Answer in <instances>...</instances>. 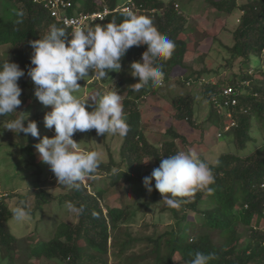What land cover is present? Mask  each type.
Returning <instances> with one entry per match:
<instances>
[{"label":"trees","instance_id":"16d2710c","mask_svg":"<svg viewBox=\"0 0 264 264\" xmlns=\"http://www.w3.org/2000/svg\"><path fill=\"white\" fill-rule=\"evenodd\" d=\"M72 1L74 4L84 2V9L89 11L101 9L105 4L113 9L125 0ZM133 1L135 14L150 17L159 32L176 45L169 60L157 61L165 74L163 83L158 87L150 83L138 92H132L130 84L121 74L132 62L141 60L147 45L131 47L121 60V71H111L109 77L103 78L112 90L125 87L127 91L121 102L129 131L122 136L119 161L110 154V160L102 161L97 172L91 176L92 185L99 180L95 191L88 190L81 182L78 189H67L63 194L54 195L47 182L43 184L39 181L38 188L35 191L28 189L26 194L11 192L4 195L0 192V264H17L19 242L9 223L13 212L5 200L20 197L17 207L21 200L27 203L31 195L35 199V207H29L31 213L53 201L83 205L84 212L76 215L74 222L56 216L57 219L50 225V235L29 246L22 264H41V261L55 264H189L195 252L214 254L210 264H264V137L258 142L253 134L256 121L253 117L260 116L264 120V0H248L241 5L236 0H208L211 7L225 15H232L236 8H240L242 15L234 32V45H224L229 57L213 67L201 57L200 68H197L199 59L196 63L191 61V46L183 38L184 32L189 30V14L179 7L177 0ZM69 13L73 14V9ZM126 14L112 12L104 20L93 23L92 28L113 21L118 24L126 18ZM51 25L65 28L71 35V29L51 16L45 7V0H0V45H9L6 56L0 57V66L9 60L25 71L18 81L22 89V103L17 112L24 113V109L34 102L31 92L36 86L27 75L32 67L33 51L29 41L43 38ZM252 55L259 58L253 65L249 64ZM224 66L234 70L229 77L220 78L218 76ZM213 77H217V81ZM89 79L78 83L87 85ZM229 85L240 86L242 92L235 106L220 109L213 97H221L222 90ZM191 87H198L209 104L203 123L196 116L197 99ZM150 96L170 100L173 110L169 114L171 124L164 131H152L146 126L141 103ZM229 112L233 114L230 121L236 120V125L223 129ZM20 113L0 117V127ZM40 115L38 112L37 118ZM206 122L210 127H217V136L223 137L229 144L228 150L220 154L215 162L199 155L212 168L215 176V183L210 186L212 193L197 192L190 202L178 209L164 203L163 210L169 211L176 222L164 230L161 229L162 223V226L157 225L159 221L153 225L152 234L149 233L151 225H144V231L134 234L132 224L137 223L140 212L154 203L163 202L162 195L155 190V181L152 182L153 191L149 193L143 183L144 177L150 176L153 169L159 167L162 157L167 158L179 151L199 154L198 147L205 142L198 143L190 133L198 129L199 138L204 141ZM0 129L6 131L4 126ZM184 129L189 134L184 133ZM17 135L22 140L16 143L22 147L29 165L37 166L39 174L41 160L35 149L36 140L31 135L24 136L22 132ZM251 142L257 143L252 150ZM126 188L136 193L138 198L125 202L123 206H112L110 198L114 190ZM190 214L195 215L194 219H189ZM37 221L40 222L35 221L37 232L44 234L45 229ZM216 232L219 240L213 237Z\"/></svg>","mask_w":264,"mask_h":264},{"label":"clouds","instance_id":"9594fccd","mask_svg":"<svg viewBox=\"0 0 264 264\" xmlns=\"http://www.w3.org/2000/svg\"><path fill=\"white\" fill-rule=\"evenodd\" d=\"M29 43L33 51L32 67L27 75L36 86V99L51 108L44 116V126L54 128L55 135L41 137L37 122L28 120V114L25 116V113L16 111L22 103V89L18 81L25 71L9 60L0 66V117L21 114L8 120L5 129L39 139L35 149L40 160L50 166L58 185L78 189L82 182L90 190L91 176L102 162L101 153L98 150H82L73 135L94 129L97 135L125 136L129 126L119 92L90 96L85 101L76 95L81 88L78 81L90 78V70L94 74L91 81L109 77L111 71L120 72L121 60L127 51L133 46L147 45L141 60L130 64V74L138 78L137 83L130 85V90L138 92L150 83L158 87L163 83L165 74L157 61L169 60L176 45L159 32L150 17L131 12L118 24L113 21L95 28L75 27L71 35L65 28L51 25L47 35ZM89 101L92 111L87 110ZM226 116L229 117L228 114ZM229 126L230 122L227 129ZM85 178L90 187L83 182ZM153 180L155 190L163 197L162 201L168 207L178 209L190 202L197 192L211 194L213 189L210 186L215 183V176L198 153L179 151L167 158L162 157L159 167L153 169L150 176L144 177L143 183L149 193L153 191ZM66 209L73 215L84 212L83 205L77 206L72 202H66ZM12 212L17 221H23L31 214L24 200ZM213 259L212 253L195 252L189 264H210Z\"/></svg>","mask_w":264,"mask_h":264},{"label":"rangeland","instance_id":"374dc122","mask_svg":"<svg viewBox=\"0 0 264 264\" xmlns=\"http://www.w3.org/2000/svg\"><path fill=\"white\" fill-rule=\"evenodd\" d=\"M236 1L241 5L248 0ZM177 3L179 4V7H181L187 14H189V30H186L184 32L183 38L191 46L190 53L192 54L193 58L191 61L194 60L196 63L197 59H199L197 62L199 63V65H197V68H200L198 66L201 65V57H204L206 59L207 65H209L210 67L219 66L222 62H224V58L229 57V52L224 48V45H234V32L240 24V18L242 15L240 12V8H236L232 15L229 16L225 15L223 12H220L216 8L211 7L208 0H177ZM75 10H77V8H75ZM8 49L9 45H0V57L6 56ZM241 59L242 57L237 61ZM257 59L259 58L255 55H252L250 57L249 64H255L257 62ZM237 61L235 71L239 70ZM262 62L264 63V54ZM226 68L225 66L222 67L220 76L218 77L227 78L233 73L234 69L232 70L231 68ZM121 74L130 85L138 82V78L133 77L130 74V67L123 70ZM88 75L91 78L93 72L90 70ZM213 80L217 81V77H213ZM89 82L90 83H88L87 85L80 84V91L76 93L79 98L85 101H87L90 96L103 95L110 91H115L109 88L108 83L104 82L103 79L98 81L97 84H92L95 81H91V79H89ZM191 89L196 95L197 99L196 116L198 118V121L203 123L209 111V104L207 100L199 93L198 87H191ZM34 90H32L31 92V98L34 99V102L24 109V113L26 115L28 114V120H34L37 122L41 137L48 136L51 138L55 135L54 128L48 129L44 126V116L47 112L51 111V108L44 106L36 99ZM182 91H184V89H182ZM117 92H119L121 98H123L127 94L125 87L122 90H118ZM141 105L144 113V118L146 120V126L149 127L150 130L154 131L156 129L164 131L169 127V125L171 124V117H169V114L173 113L172 106L170 105V100L161 99L160 96H150L147 101L144 100ZM87 110H93V106L91 105L90 101ZM38 112L41 113L39 118H37ZM230 120L231 118L225 116L226 123L224 124L223 129H227L229 122H231ZM253 121V134L259 142V140L264 137V120L260 118V116H256L253 117ZM257 121H259V125L257 124ZM27 122L28 121L26 120L25 126L27 125ZM231 123L228 129L236 125V120H233V122ZM3 126L5 128V125ZM205 127L206 130L204 141L201 139V137L199 138L200 131L198 129L194 132L190 131L192 132L190 133L192 135L191 138L196 139L200 144L205 142L204 145H200L198 147L200 150L198 155H203L208 160L215 162L220 154L228 150L229 144H227L223 137L217 136V127H210L207 122ZM187 131L188 130L185 131L184 129V133L189 134V132ZM29 135H27V137ZM34 139L36 140V143L39 142L38 138ZM73 139L77 143H80V147L82 150H98L101 153L102 161L104 162H108L110 160V154H112L115 160L119 161L120 159L119 150L123 140L122 136L112 135L108 133H106L104 136L97 135L96 131L93 129L87 132H76L73 135ZM19 140L22 139L17 135V133H14L11 130L7 129L6 131H2L0 129V192H17L19 194H26L28 189H30L31 191H35L38 188V182L40 181V183L44 184L47 182V184H49V190L52 194H63L68 188L58 185L57 178L53 175V172L51 171L49 165L40 161L41 163L39 167L41 168V172L39 174L37 173V166L29 165L25 154L22 152V147L16 143V141ZM25 141L28 142V139L25 138ZM250 145V150H252L253 147L257 145V143L251 142ZM37 155L39 157L38 152ZM54 180L55 182H53ZM98 183L99 180L97 182L95 181V184L91 186L90 190L92 192L97 189ZM135 195L136 193H134L132 190L129 191V188H126L125 190L120 189V191L114 190L113 196L110 198V203L112 206H123L125 202L135 201V199L138 198V196ZM19 198L20 197L14 196L13 198H8L5 201L8 203V206L13 209L16 207ZM27 206L28 208L35 207V199L32 195L28 196L27 198ZM163 206L164 202H159L154 203L148 209H143L139 214L137 223L132 224L134 229L132 228L133 230L131 231L136 234L143 230L142 227L144 225H151V231L149 233L152 234V232H154L153 225L157 224L159 221L161 222H159L157 225H163L161 229L164 228V230L170 224H174L176 222V219H173L171 217L169 211L163 210ZM194 214H190L189 219H194ZM56 216L61 219H66L68 222H74L77 220L76 215L69 214L67 212L66 203H60L59 201H53L51 204H47L42 208H37L33 213L30 214L27 219L23 221H17L14 216L9 220L13 233L19 238L16 259L17 264H22L24 262L23 259L27 257L29 246L31 247L35 245V243L39 241L40 238L48 237V235H50V225H52L55 219H57L55 218ZM199 218L201 219L202 217ZM36 220H39L40 222L37 221L38 224L43 229H45V231L43 230L45 232L44 234L37 232L35 223ZM242 229L243 228L241 227L240 230ZM213 234V237L216 240H219V234L217 232ZM243 240L244 238L242 237L241 241ZM110 257L112 261V255H110ZM41 264L55 263L51 261H41Z\"/></svg>","mask_w":264,"mask_h":264},{"label":"built area","instance_id":"2783aa9c","mask_svg":"<svg viewBox=\"0 0 264 264\" xmlns=\"http://www.w3.org/2000/svg\"><path fill=\"white\" fill-rule=\"evenodd\" d=\"M35 1L40 2V0ZM45 7L49 10L52 17H55L66 27L70 28L71 32L75 27H92L93 23L104 20L112 12L122 11L135 14V2L133 0H125L113 9L109 5L105 4L101 9L89 11L84 9V3H79V5L75 7L72 0H45ZM75 8H77V10H75ZM71 9H73V14L69 13ZM93 78L97 79L96 77ZM239 87L229 85L224 88L221 92V97H213L215 104H217L220 109L235 106L238 102L237 97L242 92ZM228 116L233 117V114L229 112ZM83 182L90 187L86 178Z\"/></svg>","mask_w":264,"mask_h":264}]
</instances>
